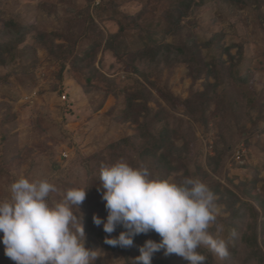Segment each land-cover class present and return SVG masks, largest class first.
<instances>
[{"label":"rangeland","instance_id":"374dc122","mask_svg":"<svg viewBox=\"0 0 264 264\" xmlns=\"http://www.w3.org/2000/svg\"><path fill=\"white\" fill-rule=\"evenodd\" d=\"M99 1L101 0L91 2L89 0H0V20L18 18L27 25L47 31H55L62 27L70 38H78L84 29L86 17L90 14L105 32L113 31L115 23L108 16L110 13L100 18L95 15L94 6ZM242 1L249 5L236 9L224 3L210 2L193 8L189 18L196 20L199 24L194 36L201 46L214 33L219 34L220 44L228 46L231 54L237 51L238 46L234 45L235 42L240 40L244 43L245 59L250 61L248 66L252 72L253 88L258 93L257 101L264 103V43L262 42L264 39V1ZM144 2L145 0H129V2L117 0L120 7L129 13L134 12L135 8L140 7ZM257 9H260L263 14L259 20L261 26L252 20L253 13ZM150 10L143 18L146 22L157 18L160 13L157 10ZM178 16L177 11H172L165 13L164 17L170 22ZM31 33L26 35L27 43L32 42L33 33ZM134 35L130 32L125 38L129 40L132 37L135 38ZM56 41L61 42V39H56ZM116 44L120 57L117 59L115 53L99 51L95 66L100 72L109 76L121 75L123 77L124 75L121 82L124 92L117 97L108 95L99 109H95V106L101 99V93L94 88H88L85 92L71 74L68 65L62 70L60 78L58 65L49 61L46 52L41 48H37V61L34 69L36 83L33 86L21 84L11 77L7 84L0 87V117L3 112H6L2 104L5 102L10 107L9 117L13 118L11 125L6 126L8 130L6 140L7 144L15 147V150L6 154L2 160L1 156H3L6 143L0 141V200L10 199V186L21 175L30 181L46 178L53 183L57 191L50 193V200H58L57 195L62 198L64 193L60 184L62 179L75 187L85 186L90 177L85 159L105 149L109 143L123 136H130L135 130L134 123L121 122L108 113L122 99L128 100L127 105L129 106L131 95L128 93L135 86L133 80L125 76L130 72V66H137L140 70L147 72L149 80L154 85L165 86L177 96L179 100L164 102L157 95L156 88L149 87L159 103L174 115L188 119L184 113L185 106L189 108L192 104L184 100L191 90H202L206 79L201 78L192 83L187 74V62L193 57L184 49L183 41H174V38L170 36L158 46L140 48L136 43L127 44L124 37L120 35ZM204 51L205 49L196 56L199 63H202ZM221 57L227 59V53L223 51ZM0 60L4 63L7 61L6 66H0V74L9 71L11 69V64L8 63L9 55H1ZM208 80L212 81L211 78ZM62 93L66 94L65 101H62L60 97ZM148 105L154 108L157 106L155 101H150ZM212 108L211 105L210 109ZM250 116L255 118V110L250 111ZM220 121L219 115L216 116V121L210 118L206 130L192 123L197 138L196 146L199 147L197 160L202 169L206 171H209L206 166V156L214 153L215 146L218 148L222 146L218 139L221 129ZM245 128H251L250 121H246ZM230 130L235 132L232 126ZM252 130L248 138L234 142L231 150L222 159L223 175L215 176V178L224 187L234 192L236 197L249 201L258 210L257 196L264 198V167L262 166L264 120L259 121L258 126ZM176 143L181 144V140H176ZM196 146L194 148H197ZM237 155L240 157L238 158ZM182 171L171 172L169 176L176 178L175 176L182 174ZM235 185H239L240 190ZM215 196L219 198L218 194ZM226 198H228L227 201L233 199ZM216 204L219 210L217 217L221 219L211 225L214 230L209 232L214 236L219 235L228 239V247L233 246V237L237 236L236 231L240 224L237 219L229 218L230 210L227 204L222 202H216ZM239 204L236 202L235 208ZM156 236L155 233L152 238ZM1 244L0 264H15L5 255V245L3 242ZM85 245H87V240H85ZM203 247L207 251L204 264H222L225 261V257L222 258L213 253L207 246ZM95 248L98 249L99 256L94 264H125L124 253L121 249L109 251L101 243H98ZM249 260L248 254L240 253L233 259L234 264H247Z\"/></svg>","mask_w":264,"mask_h":264},{"label":"trees","instance_id":"16d2710c","mask_svg":"<svg viewBox=\"0 0 264 264\" xmlns=\"http://www.w3.org/2000/svg\"><path fill=\"white\" fill-rule=\"evenodd\" d=\"M91 1L93 0H89ZM124 1L129 2V0ZM210 2L224 3L236 9L249 5L242 0H145L140 7L135 8L134 12L129 13L120 7L117 0H101L94 6L95 15L100 18L110 13L108 16L114 21L115 29L105 32L88 14L84 29L78 38H70L62 27L55 31H47L27 25L18 18L0 20V56L9 55L8 63L11 64L9 71L0 74V87L7 84L11 77L21 84L33 86L36 83L34 69L37 61V48H41L46 52L49 61L58 65L60 78L62 70L68 65L71 74L85 92L88 88H94L101 93V99L95 106V109H99L108 95L117 97L124 92L121 86L124 75L123 77L121 75L109 76L100 72L95 66L99 51L115 53L117 59L120 57L116 44L120 35L124 37L127 44L136 43L140 48L158 46L170 36L174 38V41L182 40L184 49L193 57L187 62V74L192 83L201 78L206 79L202 90H191L185 98V102L192 104L189 108L185 106L184 113L188 116V119H185L174 115L159 103L149 87H155L157 95L164 102L179 100L177 96L165 86L154 85L149 80L147 72L140 70L137 66H130V72L125 76L132 79L135 86L128 93L131 95L129 106L127 105L128 100L122 99L108 113L121 122L134 123L135 130L130 136H123L109 143L105 149L85 159L90 173L84 186L88 188L87 194L79 206L80 213L76 209L74 211L82 215L86 246L95 248L98 243H101L109 251L119 248L124 253L125 264H134L133 258L139 255L138 247L146 239L155 240L157 238L155 241H159L160 237L156 233V238H152L155 234L152 231L135 236L134 244L130 248L112 247L104 243V237L108 234L103 231V226H96L93 223V214L99 215L104 220L107 217L105 202L101 198L103 189L98 191V187L101 186L100 166L112 163L119 158H124L134 167L146 166L153 178H167L171 172L183 170L182 174L175 176L177 181L185 177L202 180L215 195H219L216 202L227 204L230 210L229 218L237 219L240 224L236 231L237 236L233 237V246L228 247L229 254L222 264H234L233 259L239 253L249 255L250 260L247 264H264V198L257 196L259 209L256 210L249 201L236 197L234 192L224 187L215 178V176L223 175L222 159L231 150L234 142L248 138L252 129L258 126V122L264 120V103L257 101L258 93L253 88L252 72L248 66L250 61L245 59V45L242 41L235 42L234 45L238 48L235 54H231L228 46L220 44L218 33L206 39L203 46L195 39V30L199 24L196 20L189 18L192 9ZM150 9L160 11V15L146 22L143 18ZM172 11L179 13L178 18L174 21H166L165 13ZM253 14V22L261 26L259 20L263 17L262 11L257 9ZM130 32L135 34V38L132 37L129 41L125 36ZM28 33L33 36L31 43L26 41ZM56 39H61V42ZM262 42L264 43V39ZM203 49L205 53L202 55V63H199L196 56L201 54ZM223 51L227 53V59L221 57ZM3 63L0 60L1 67L6 66L7 61ZM209 78L212 81H209ZM143 81L147 85L143 84ZM150 101L156 102V108L148 105ZM2 104L6 108V112H3L0 117V128L3 129L0 131V141L6 143L3 156H1L4 160L3 157L12 153L15 147L7 144L6 126L11 125L13 118L9 117V105L5 102ZM211 105L212 109H210ZM251 110L256 112L254 119L250 116ZM217 115L221 120L218 139L222 146L220 148L215 146L214 153L206 156V166L209 168V171H206L202 169L197 160L199 147L196 146L197 138L193 124H198L202 130H206L209 119L213 118L216 121ZM246 121H250V129L245 128ZM231 126L235 130L234 133L230 130ZM176 140H181V144L178 145ZM195 146L197 148H194ZM192 164L193 167H191ZM262 166L264 167V160ZM60 184L64 192L75 187L64 179L60 181ZM235 187L239 190L241 188L239 185ZM226 197L233 199L227 201ZM57 198L61 199L59 195ZM236 202L240 204L235 208ZM220 219L217 217L215 223ZM124 230L122 225H118L111 235L116 236ZM212 230L214 227H209L208 231ZM1 243L2 239H0V248ZM198 252L207 255L203 246L198 249ZM152 264H189V262L175 254L166 256L163 250H160L153 255Z\"/></svg>","mask_w":264,"mask_h":264},{"label":"clouds","instance_id":"9594fccd","mask_svg":"<svg viewBox=\"0 0 264 264\" xmlns=\"http://www.w3.org/2000/svg\"><path fill=\"white\" fill-rule=\"evenodd\" d=\"M99 179L107 217L93 214V223L108 234L105 244L130 248L137 235L154 231L160 237L138 247L134 264H152L160 250L189 264H204L207 257L198 252L201 246L228 256L229 240L208 231L217 220V197L199 178H153L146 166L134 167L119 158L101 164ZM87 189L73 187L60 200H50V193L57 191L53 183L21 175L10 186V199L0 200L5 255L15 264H94L99 251L85 245L82 215L74 211L80 213ZM118 225L125 230L111 235Z\"/></svg>","mask_w":264,"mask_h":264},{"label":"built area","instance_id":"2783aa9c","mask_svg":"<svg viewBox=\"0 0 264 264\" xmlns=\"http://www.w3.org/2000/svg\"><path fill=\"white\" fill-rule=\"evenodd\" d=\"M60 97H61L62 101L66 100V94L65 93H62ZM237 157L239 158L240 156L237 155Z\"/></svg>","mask_w":264,"mask_h":264}]
</instances>
